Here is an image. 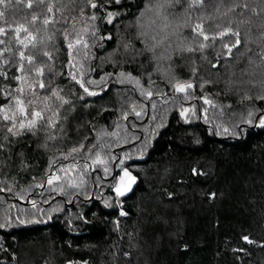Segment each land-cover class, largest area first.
<instances>
[{
  "label": "trees",
  "instance_id": "16d2710c",
  "mask_svg": "<svg viewBox=\"0 0 264 264\" xmlns=\"http://www.w3.org/2000/svg\"><path fill=\"white\" fill-rule=\"evenodd\" d=\"M0 13V107L15 116L0 112V264H264V0ZM17 96L42 114L31 130ZM119 167L137 178L126 197Z\"/></svg>",
  "mask_w": 264,
  "mask_h": 264
},
{
  "label": "snow or ice",
  "instance_id": "6c2138e0",
  "mask_svg": "<svg viewBox=\"0 0 264 264\" xmlns=\"http://www.w3.org/2000/svg\"><path fill=\"white\" fill-rule=\"evenodd\" d=\"M2 3H4V0H0V4H2ZM31 6H32L31 3H29V4H28V7H31ZM92 7L95 8L96 5H95V4H92ZM49 11H51V9H49ZM2 15H3V13H0V16H2ZM35 19H36V18L34 17V21H35ZM44 23L47 24V23H49V21H48V20H45ZM197 27L199 28V26H197ZM21 31L27 32V29L23 28V26H20V27H18V28L16 29V32H17V33L21 32ZM3 34H4V30H3V29H0V35H3ZM201 34H202V33H201ZM28 35H29V39H30V40H34V39H35L34 37L31 36V33H29ZM204 38H205V39H208L207 36H205ZM17 39L19 40V42H20L21 44H24V46L27 47V45L25 44L24 40L20 39L18 35H17ZM0 43H2V41H0ZM69 47L71 48L72 45L70 44ZM190 50H191V49H189V51H190ZM46 55H47V53H46ZM20 58H21V60H27V62H28L29 64L34 63V57H31V56H29V57H25V55H24L23 52L20 53ZM18 70H19L20 72H24V66H23V64L20 65V67H19ZM35 72H36V75H37V76H43V74H44V70H43V68H36V69H35ZM0 76H3L5 79H7V73L0 72ZM14 79H16L17 81H21V82H23V83H26V79H25L24 77L17 76V77H14ZM73 79H75V76L73 77ZM29 87H31V85H29ZM39 87H40V88H44V87H45L44 83H43V82H39ZM81 87H84V85L81 84ZM186 87H187V88H190V87H192V85H191V84H187V85H178V86H177V90H178V91H183ZM15 91H17V92L23 94V93L25 92V89H24L23 87H20V88H17ZM85 91L87 92L88 89L85 88ZM90 94H94V93H90ZM0 95H4L6 98H8L9 96H11V92L8 91L6 88H5V89H0ZM52 95H53V96H56L57 93L53 92ZM12 102L14 103L15 108H16V112H17L19 115H21V116H25V117L28 116V115H31V116H32V119L28 120V121H27V124H25V122H24L23 120L20 122V124H19V128H20V129H25V128L27 127L29 130H31V129H33V128L36 127V125H37V121H38L39 119H43L42 114H41L40 111H33V112L29 113L28 110H27V107H26V102H25V100L22 99L20 96L14 97ZM32 103H33V101H31V100H28V101H27V104H28V105H30V104H32ZM65 103H67V101H65ZM8 111H9L8 109H5V108H3V107H0V112H4V113H5L4 116H3V119H4V120H6V121L14 120V119H15V116H14V115H12V116L8 115V114H7ZM15 127H16V125H15V123H13V124H12V127H9V128L7 129V131H8L9 133H13V129H14ZM13 134H15V133H13ZM0 147H2V145H0ZM128 175H129V174H128L127 172H125V176H128ZM121 179H122V181H123V178H121ZM133 179H134V178H133ZM116 191H117V194H118V195H123V194H124V192L121 190L120 187H117ZM122 214H123V213H122ZM245 239H247V237H245Z\"/></svg>",
  "mask_w": 264,
  "mask_h": 264
},
{
  "label": "flooded vegetation",
  "instance_id": "af4514ba",
  "mask_svg": "<svg viewBox=\"0 0 264 264\" xmlns=\"http://www.w3.org/2000/svg\"><path fill=\"white\" fill-rule=\"evenodd\" d=\"M125 172H127L129 175L128 176H125ZM134 176L133 175H131L128 171H127V169L126 168H117L116 170H115V175H113V178H115L116 179V182H115V186L113 187L114 188V191L116 192V194H117V191H116V189H117V187H120L121 188V190L124 192V193H126L128 190H129V185H132V183H130V180L133 178ZM121 178H123V181H122V179ZM103 179H104V185H105V187H106V175L103 177ZM118 185H120V186H118ZM126 185H128V186H126ZM105 190H106V188H105ZM118 195V194H117ZM118 196H122L123 197V195H118Z\"/></svg>",
  "mask_w": 264,
  "mask_h": 264
},
{
  "label": "water",
  "instance_id": "95a60500",
  "mask_svg": "<svg viewBox=\"0 0 264 264\" xmlns=\"http://www.w3.org/2000/svg\"><path fill=\"white\" fill-rule=\"evenodd\" d=\"M200 105V104H199ZM199 111H200V106H199ZM264 121V117L261 119V122H263ZM261 122H258V123H256L255 125H254V127H257V126H259L260 124H261ZM113 175H115V172H114V174ZM134 178V179H133ZM131 180H130V183H132V185H129L130 187H129V190L126 192V193H124L123 194V197H126L127 195H129L130 193H132V191L134 190V186H135V183H136V181H137V178L134 176ZM118 186H120V185H118ZM126 186H128V185H126Z\"/></svg>",
  "mask_w": 264,
  "mask_h": 264
},
{
  "label": "rangeland",
  "instance_id": "374dc122",
  "mask_svg": "<svg viewBox=\"0 0 264 264\" xmlns=\"http://www.w3.org/2000/svg\"><path fill=\"white\" fill-rule=\"evenodd\" d=\"M35 111H37V110H35ZM200 111H201V108H200ZM30 119H32V116L31 117H29V118H27L24 122H25V124H27V121L28 120H30ZM21 122V121H20ZM20 124V123H19Z\"/></svg>",
  "mask_w": 264,
  "mask_h": 264
},
{
  "label": "built area",
  "instance_id": "2783aa9c",
  "mask_svg": "<svg viewBox=\"0 0 264 264\" xmlns=\"http://www.w3.org/2000/svg\"><path fill=\"white\" fill-rule=\"evenodd\" d=\"M122 213H123V212H121V213H120V215H121V216H123V215H124V213H123V214H122Z\"/></svg>",
  "mask_w": 264,
  "mask_h": 264
}]
</instances>
